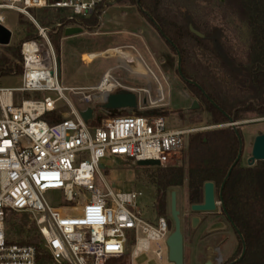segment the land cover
Segmentation results:
<instances>
[{
    "label": "built area",
    "instance_id": "obj_1",
    "mask_svg": "<svg viewBox=\"0 0 264 264\" xmlns=\"http://www.w3.org/2000/svg\"><path fill=\"white\" fill-rule=\"evenodd\" d=\"M108 8L107 0H0V25L9 29L3 12L12 10L36 29L33 37L19 43L21 86L0 87V264H106L125 255L128 237L134 238L132 256H136L148 249L149 241L167 240L171 232L169 220L157 213L155 204V218H143L136 203L140 192L114 193L100 173V161L109 156L133 163L156 160L159 166H168L198 129L170 126L165 116L132 111L100 118L93 126L85 123L64 91L90 102L102 92L100 85L105 81L111 85L103 91L105 99L119 90L137 95V89L114 76L115 68L91 88H67L60 83L50 34L67 26L86 29V20L92 16L99 31ZM36 9L58 12L51 27L31 12ZM139 90L146 103L136 96L137 110H150L149 88ZM26 92H52L55 97L14 104V95ZM60 99L66 101L72 116L49 124L42 117L55 111ZM105 99L96 101L102 104ZM101 104L96 107L101 109ZM96 177L100 185L95 184ZM51 192L58 193L64 203H50ZM216 204L220 206L217 199ZM12 214L28 218L27 227H34L49 262L38 260L33 246L8 237ZM155 256L161 258L160 248Z\"/></svg>",
    "mask_w": 264,
    "mask_h": 264
},
{
    "label": "trees",
    "instance_id": "obj_2",
    "mask_svg": "<svg viewBox=\"0 0 264 264\" xmlns=\"http://www.w3.org/2000/svg\"><path fill=\"white\" fill-rule=\"evenodd\" d=\"M114 2L136 5V0ZM139 4L150 16L136 6L138 13L155 30L154 23H157L173 45L165 42L175 54L179 51L183 75L180 78L202 101L204 110L211 116L209 125L228 123V117L234 121L242 120L246 113L264 116V0H139ZM216 11L223 20L233 16L245 24V41L214 23L210 16ZM86 22L94 25L96 19L89 18ZM190 26L203 36L194 34ZM61 36V30L51 35L57 52ZM216 41L223 55L217 50ZM13 55L20 58L18 49H13ZM7 63L1 56L0 75L13 71ZM49 114V124L62 120L54 112ZM238 132L242 137L240 128ZM238 150V137L231 126L207 129L190 136L185 165L157 167V213L162 215L165 211L167 190L182 186L185 181L191 204L202 202L203 185L208 181L214 183L217 196ZM222 202L224 212L239 233L236 255L241 251V240L246 246L243 258L234 264H264V160L242 166L240 159L224 184ZM12 228L16 234L23 235L16 242L33 246L38 260L50 261L32 225L25 227V224L14 222ZM121 258L110 259L106 264H114L113 260Z\"/></svg>",
    "mask_w": 264,
    "mask_h": 264
},
{
    "label": "rangeland",
    "instance_id": "obj_3",
    "mask_svg": "<svg viewBox=\"0 0 264 264\" xmlns=\"http://www.w3.org/2000/svg\"><path fill=\"white\" fill-rule=\"evenodd\" d=\"M109 7L118 13H128L136 16L140 23L135 25L133 30L138 35L139 44L135 47L137 52L129 49L126 46H115L103 48L94 52L85 53L82 55L85 68L77 69L73 63V58L69 54L67 47L62 48L61 55V73L62 78L60 83L68 86H78L79 84L97 83L100 74L104 67L109 63L117 67L113 71L114 76L122 78L127 85L137 89L136 96L143 101L146 96L142 90L144 87L150 90V110H156L155 114L165 116L168 124L174 127L196 128L197 131L191 133L190 136L197 132L207 129L217 128L220 126L209 125L211 116L207 113L200 98L188 88L185 82L176 72V54L152 27L148 21L141 16L136 5L129 2L115 3L114 0H107ZM31 12L40 20L43 25L51 27V23L56 19L55 10L36 9ZM6 26L11 30L12 36L9 45H0V57L2 56L13 68V71L7 75H0V87H20L22 84L20 58L14 57L13 49L19 48V43L24 38L34 36L36 29L23 16L12 10H5ZM63 14V13H62ZM60 16V13H59ZM215 24L222 26L228 34L234 36L240 41H245L247 36V28L244 23L238 21L235 17L230 16L226 20L221 19L220 14L216 11L210 16ZM95 18V17H91ZM51 22V23H50ZM87 24V25H86ZM86 29L89 32H98L95 24L86 23ZM50 34V40L51 35ZM104 37V36H103ZM108 36H105V38ZM98 36H91L89 39H97ZM52 42V41H51ZM53 44V43H52ZM60 45V41H59ZM54 46V45H53ZM216 47L220 54L223 55L220 44L216 41ZM55 49V47H54ZM60 49V48H59ZM76 48H71L74 52ZM57 59L60 57V52L55 49ZM94 59V60H93ZM93 60V61H92ZM134 61L140 63V74L133 73L132 64ZM120 64V66H118ZM65 80V81H64ZM103 92V91H102ZM102 92L94 95L90 102H81L80 95L73 94L70 91H64L65 97L71 101L74 108L83 110L88 106L101 104L96 100H101ZM45 96L55 97L52 92H44L41 95L31 93H16L14 95V104H19L22 99L44 98ZM197 100L199 108L195 110L188 109L190 102ZM62 119L72 116L71 109L64 99H60L56 103V109L53 111ZM126 113V112H124ZM109 115L96 107L95 115L88 123L90 126L96 125V118L108 117ZM242 120H238L237 128H240L244 143L241 165L247 166V158L250 156L251 142L254 137L264 132V116L256 117L254 114H244ZM50 114L46 113L42 119L47 121ZM227 124V123H224ZM226 126V125H225ZM222 126V127H225ZM189 136V137H190ZM189 140V139H188ZM188 146V145H187ZM186 148L176 156L168 165H185ZM100 164L103 168L100 173L106 184L114 193L136 191L140 192L141 196L137 199V206L140 208L141 215L147 220H153L156 215L154 204L156 202V175L157 166H138L130 160H119L106 156L101 159ZM163 167V166H162ZM95 184H101L99 179L95 178ZM176 192V205L179 210L181 221V232L183 236V258L184 264H202L201 258L202 242L201 238L205 233V228L208 223L216 217L206 218L204 222L191 226L190 218L193 216H208L206 213L194 212L190 209L191 203L188 201L186 181L182 186L169 188L166 192V208L162 215L166 216L170 222L171 231L173 230V221L170 216V192ZM47 200L52 203H64L56 192H51L47 195ZM219 205H217L218 210ZM211 216V215H210ZM28 218L25 215H11L7 223V232L10 239L19 240L23 235L16 234L12 225L17 223L28 225ZM23 234V233H22ZM229 242L225 245V250H232L237 246L236 239L230 234ZM161 249V258L155 256V251ZM134 249V238L128 237L126 251L124 257L119 260H113L114 264H173L168 260L166 240L149 241L148 249L142 250L136 256H132Z\"/></svg>",
    "mask_w": 264,
    "mask_h": 264
},
{
    "label": "water",
    "instance_id": "obj_4",
    "mask_svg": "<svg viewBox=\"0 0 264 264\" xmlns=\"http://www.w3.org/2000/svg\"><path fill=\"white\" fill-rule=\"evenodd\" d=\"M136 6L140 10L143 11V9L141 8V6L139 4V0H136ZM143 12L146 13V15L150 16L148 12H145V11H143ZM154 25H155L157 32L164 39V41L172 44L169 41V38L163 33L160 26L157 23H154ZM189 28L194 34L201 36V37L203 36L200 32L193 29L191 26ZM81 31H82V28H80V27H69V28H65L64 34L65 35H72V34L80 33ZM10 38H11V31L9 29H7L6 27L0 25V45H2V46L9 45ZM176 70H177V73L179 74V76L181 78H183V75L181 72V56H180V53L178 50H176ZM184 80L186 82L192 83V84L197 86L196 83H194L188 79L184 78ZM202 93L209 100V102L211 104H213L215 107H217V105L205 94L204 91H202ZM142 102L145 104L146 98H144ZM99 106L101 109H103L110 116L117 115V114H120L122 112H129V111H132V112L137 113V114H142V115H148V114H155L156 113V110H137V97L133 92H130L127 90H119L117 92L109 94L106 97L105 102ZM197 108H199L198 101L192 100L190 102V106L188 109L195 110ZM78 113L85 123H88L90 120H92L94 115H95V111L92 107H86L83 110H78ZM96 120L99 121L100 117H97ZM225 125L231 126L234 129V131L238 137V141H239L238 154H237L235 160L233 161V163L231 164V166L229 167L227 174L224 177V179L220 185L217 196L215 194L214 183L210 182V181L204 183L202 202L201 203H194V204H191V206H190V209L194 212H214L217 208L216 199H218V201L220 203V207L223 209V211L225 210L223 202H222V190H223V187H224V184H225L227 178L230 175L232 168L242 158V153H243V148H244L243 138L240 136V134L238 132V128H237L238 122L234 121V119L232 117H228V123L227 124H221V125H217V126L222 127ZM261 160H264V132L260 133L254 137L253 141L251 142L250 156L247 158L246 162H247L248 166H252V165H254L255 162L261 161ZM136 164L138 166H157V167L159 166V163L156 160H139L136 162ZM179 213L180 212L177 209V205H176V192L171 191L170 192V216H171L172 221H173V230L170 232V234L166 240V245H167V249H168V251H167L168 260L170 262H172L173 264H184V261H183V236H182V232H181V221H180ZM226 216H227V219L232 224V226H234V223L229 219L228 215H226ZM197 222H198V217H196V216L193 217L192 218V226L193 227L196 226ZM212 228H214V227H212ZM212 228H210V230ZM235 230H236V232H238L237 228H235ZM245 250H246V246H245V243L242 241V251H241V254H240L239 258L237 259V261L243 257V255L245 254Z\"/></svg>",
    "mask_w": 264,
    "mask_h": 264
},
{
    "label": "crops",
    "instance_id": "obj_5",
    "mask_svg": "<svg viewBox=\"0 0 264 264\" xmlns=\"http://www.w3.org/2000/svg\"><path fill=\"white\" fill-rule=\"evenodd\" d=\"M112 7H109L107 13L105 14L104 22L99 26L98 32H89L87 29L82 28L80 33L65 35V28L69 27H79V26H67L62 31V36L60 39L59 52L60 57L59 62V78H62L61 73V55L62 48L67 47L69 54L73 58V63L75 67L79 70L87 69L85 68L82 55L89 52H94L103 48H110L115 46H126L133 52H137L136 46L139 44L138 35L133 30L135 25H138L140 21L136 16H132L128 13H118L115 10H112ZM81 28V27H80ZM91 36H98L97 39L90 40ZM104 36V37H103ZM105 36H108L105 38ZM71 48H76L74 52H71ZM94 60V59H93ZM92 60V61H93ZM120 66V64L118 65ZM116 65L108 64L102 70L100 77L97 83L90 84H79L78 86H68L64 84V87L67 88H91L99 84L102 75L111 68H116ZM115 70V69H114ZM65 81V80H64Z\"/></svg>",
    "mask_w": 264,
    "mask_h": 264
},
{
    "label": "flooded vegetation",
    "instance_id": "obj_6",
    "mask_svg": "<svg viewBox=\"0 0 264 264\" xmlns=\"http://www.w3.org/2000/svg\"><path fill=\"white\" fill-rule=\"evenodd\" d=\"M200 213H206L208 216H202V217L196 216L198 217V222L196 225L204 222L206 218L209 217L211 218L214 216L216 217L215 219L211 220L208 223V225L205 228V233L201 238V242H202L201 258L203 259L202 264H234L239 262L243 258L242 257L240 260L237 261V259L241 254L242 246L240 253L236 255L237 247L239 243L237 235L239 234L235 230L236 228L235 225L232 226L230 221L227 219L226 216L227 214L223 211V209L220 206L218 210H215L214 212H200ZM193 217L190 218L191 226H192ZM210 228L212 229L210 230ZM230 234L236 239L237 246L232 248V250L230 249L225 250L226 247L225 245L229 242Z\"/></svg>",
    "mask_w": 264,
    "mask_h": 264
},
{
    "label": "bare ground",
    "instance_id": "obj_7",
    "mask_svg": "<svg viewBox=\"0 0 264 264\" xmlns=\"http://www.w3.org/2000/svg\"><path fill=\"white\" fill-rule=\"evenodd\" d=\"M132 69H133V73L135 74H140V63H138L137 61H134L132 64ZM111 87V85L108 82L102 81V84L100 85V89L102 91L108 90ZM102 98L105 99V94L102 92L101 93Z\"/></svg>",
    "mask_w": 264,
    "mask_h": 264
}]
</instances>
